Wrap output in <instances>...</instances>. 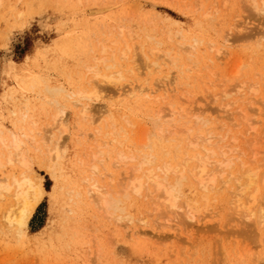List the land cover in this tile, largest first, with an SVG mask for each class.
<instances>
[{
    "label": "rangeland",
    "instance_id": "1",
    "mask_svg": "<svg viewBox=\"0 0 264 264\" xmlns=\"http://www.w3.org/2000/svg\"><path fill=\"white\" fill-rule=\"evenodd\" d=\"M239 1L0 0V128L6 131L16 129L11 113L15 105L26 113V120L19 127L32 131L37 140L27 145L26 155L31 161L32 174L41 177V184L47 191L28 220V236L20 238L6 230L2 215L4 202L6 209L10 201L0 200V264H264V246L260 239L257 238L255 243L253 240V243L250 242L249 233L243 232L244 235H241L237 232V228L240 229L237 224L239 221L234 217L226 218L228 211L220 202L224 195L223 189L220 190L219 200L205 203L201 199L202 192L196 186H184V194L196 203V218L201 219V222L186 220L180 224L176 221L170 223V226L160 227L147 220L130 223L108 219L103 211L90 203L86 193L87 185L81 180V177L91 174L93 164L99 168V181L103 185L110 184V173H113L115 179L120 173L119 166L116 168L111 165L110 153L94 155L99 149L105 152L108 150L107 146L102 145L109 141V135L105 137L104 134L114 126L110 121L105 123L107 115L101 112L104 106L113 108L116 125L121 126L125 132H130L129 121L140 125L138 129L152 127L150 117L153 119L155 114L151 113L157 109L152 106L153 109L148 110L152 103L142 98L131 100L128 107L119 106L120 98L114 93L116 88H137L138 85L145 88L147 86L143 83H155V71L145 74L140 48L145 50L144 47L147 49L148 46L171 50L174 47V52L177 49L175 43L180 41L181 34L187 40H202L198 45L199 51L193 57L196 66L186 63L190 67L192 65L190 76L179 78L176 86L178 93L184 90L191 95L183 102H193L196 105L193 107L203 111L200 114L197 111L185 112V121L196 130L199 128L204 131L207 127L194 122V116L203 119L209 113H221H211L215 104H212L210 97L218 94L219 90L245 80L249 82L245 81L247 86L256 80L264 84V17L248 15ZM205 12L209 16H205ZM234 23L236 26L240 24L236 30L231 28ZM120 31L122 33L119 34ZM129 34L132 35L130 40L127 38ZM227 36L233 41L230 48L232 57L222 66L211 65L208 60L213 51L206 48L207 43L219 45ZM101 39L104 44L118 39V47L129 40L127 43L135 48L129 56L136 55L133 63L135 72L130 75L127 70L123 71L120 66H124L125 61L119 60V65L112 72L121 71L123 78L107 89L100 90L99 97L93 100V123L87 118L77 120L76 109L65 105L67 131L61 140L64 176L62 178L61 173L57 172L52 177L41 165L44 155L40 150H44V143L40 142V138L49 130L47 125L51 123L54 110L52 103L39 88L42 84L62 85L67 90L76 88L82 62L87 57L86 63L91 64L92 58L99 56L97 47ZM89 46L93 47V51L88 52L87 56L83 51H90ZM161 53L151 52L148 55L151 59H157ZM239 61L242 68L235 75L233 71H237ZM200 66L208 67L200 71ZM103 70L101 67L100 71ZM163 70L166 72V67ZM84 72L82 68L81 73ZM213 72H217V76ZM257 73L263 75V78L256 79ZM223 77L230 78L224 85L221 84ZM261 85L259 89L262 92L257 96L264 94V85ZM176 99L181 100L179 96ZM232 99L233 96L223 100L227 102ZM100 115L104 117L101 121L97 120ZM261 119L264 122L263 115ZM183 120H179L180 126L185 122ZM141 124L148 126L144 125L143 128ZM229 124L233 129L230 133L238 137L235 144H239L244 139L245 129L242 126L243 138H239V132L236 134L234 130L239 131L240 127L233 128L231 122ZM96 128L100 130H97V134ZM173 131L175 129L170 133ZM224 131L215 133L223 134ZM52 132L54 138L59 135L57 129ZM80 132L84 135L79 136ZM155 132L152 140L160 142ZM93 134L97 137L94 138ZM129 139L128 142L137 144L136 147L140 149L142 142L147 145L150 143L151 136L135 130L132 134L130 132ZM18 172L17 166H2L0 180L12 174L17 175ZM65 178L76 189L69 194L66 192V182L63 181ZM140 203L143 204L138 200L130 208L124 204L126 212L134 217L139 215L143 209L139 207Z\"/></svg>",
    "mask_w": 264,
    "mask_h": 264
},
{
    "label": "bare ground",
    "instance_id": "2",
    "mask_svg": "<svg viewBox=\"0 0 264 264\" xmlns=\"http://www.w3.org/2000/svg\"><path fill=\"white\" fill-rule=\"evenodd\" d=\"M226 1L228 2V0ZM240 2L248 15L264 17V0H240ZM226 5L228 4L226 3ZM202 6L203 4L201 8ZM206 12L204 15L209 16ZM201 19L203 20V17ZM239 27L240 24L236 26L234 23L231 28L236 30ZM121 31L119 34L122 33ZM127 32L130 33L128 30ZM180 36V41L175 43L177 49L174 52L172 51L174 47L171 50L149 48L148 46V50L144 46L145 50L139 49L143 69L146 70L145 74H150L153 71L157 74L155 83L148 85L143 83L144 86H147L145 88L138 85L137 88L131 86L128 89L116 88L114 91L120 98L119 106L128 107L131 100L138 101L143 98L146 102L152 103L148 110L153 109L152 106L157 108L151 113L155 114L153 119L150 117L149 123H152V127L149 128H153L152 130L145 128V124H141L145 129L142 127L138 129L140 125L129 121L131 134L135 130L145 135L150 134L151 139L148 145L146 142H142V148L139 149L136 147L137 144L127 141L130 140V132H125L121 126L116 125L117 120L115 121L111 106L106 105L104 111H101L104 112L102 114L107 115L105 123L110 121L114 126L104 134L105 137L109 135V141L102 143L103 146H107L108 150L105 152L99 149V152L94 155L96 157L110 153L111 165L121 168L120 175L118 174L115 179L113 173L108 174L111 176V178L109 177L110 184L103 185L104 183L99 181V168L93 164L90 168L91 174L81 177V180L87 185L86 193L90 203L103 211L108 219L129 221L130 223L147 220L153 224L157 223L160 227H166L176 221L180 224L186 220L201 222V219L196 218L198 214L196 203L184 194L182 190L184 186L189 188L196 186L202 192L201 199L205 200V203L219 200L220 190L223 189L226 198L223 199L225 197L223 195L220 202L223 203L222 207L225 205L228 211L226 218H236L240 227V229L237 228V232H240L241 235L249 233L250 242L253 240L255 243L258 238L261 245L264 246V122L261 119V115L264 116V94L257 96L260 91L262 92L259 86L264 84L260 80H256L247 86L249 82L245 80L247 83L241 81L219 90L218 94L210 97L212 104H215L211 113L217 111H221V113H209L203 119L194 116V122H199L201 127H207L204 131L199 128L194 129L185 121V112L197 111L200 114L203 111L193 107L196 106L193 102H183L191 95L184 90L181 92L185 93H178L176 86L179 83L177 81L179 78H187L192 71V65L190 67L186 63H193V57L199 51L198 45L202 43V40L198 38L187 40L183 34ZM127 38L130 40L132 35H127ZM229 39L228 36L225 37L219 45L207 43L206 48L213 51L208 60L211 65L222 66L232 57L230 48L233 41ZM117 40L114 39L107 44H104L102 39L98 41L99 56H94L91 64L86 63L87 57L84 59L81 69L83 68L85 72L82 74L79 69L76 88L67 90L62 85L51 84H44V86L42 84V87L39 88V91L52 103L54 110V114L50 118L51 123L47 125L49 130L40 138V142L44 143V150H40L44 155L41 165L52 177L57 172L61 173L62 178L64 176V150L61 140L67 131L65 105L68 104L76 109L77 120L87 118L93 123V100L99 97L100 90L107 89L123 78L121 71L112 72L119 65V60L125 61L124 66H120L123 71L127 70L130 75L135 72L133 63L136 55L129 57L130 52H133L135 48L132 44L127 43L129 40L125 41L122 47H118L116 46ZM89 47L90 51H86V49L83 54L89 56L88 52L93 51V47ZM151 52L162 53L157 59H151L148 55ZM196 63L194 61L193 65ZM239 63L237 71H233L235 75L239 74L242 68L240 61ZM101 67L104 68L103 71H100ZM164 67L167 69L166 72L163 70ZM204 67H201L200 71ZM212 70L210 73L208 72L210 76ZM215 73L217 74V72ZM136 76L139 74L136 73ZM255 77L262 79L263 75L257 73ZM215 78L217 79V77ZM229 79V77H223L221 84L224 85ZM206 81L204 82L206 83ZM81 84L83 85L79 87ZM176 96H179L181 100L176 99ZM231 96H233L232 100L227 102L223 100ZM208 106L212 105L208 104ZM17 107L15 105L11 111L16 129L6 131L0 128V167L17 166L19 172L17 175L12 174L0 180V200L8 199L10 201L6 209L4 202L2 215L6 230L20 238L28 236L26 231L28 220L47 191L41 184V177L32 174L31 161L26 155V147L30 142L35 143L37 140L32 131H26L20 128L21 126L19 127L20 123L26 120V113ZM103 118L100 115L97 120L101 121ZM180 119L185 121L182 126L179 124ZM229 122L233 128L240 127L239 131L234 130L236 134L239 132V138L243 134L242 126L244 127L245 136L243 141H240V143L243 142L242 145L235 144L238 137L230 133L233 129L230 128ZM259 122L261 126L258 124ZM33 124L35 125L34 122H32ZM258 125L260 129L256 130L259 128ZM54 129L59 132L55 138L52 137ZM172 129L175 131L171 134ZM223 129H225L223 134L215 133ZM97 130L99 129L96 128L95 133ZM154 131H157L154 135L160 142L152 140ZM81 135L84 134L80 132L79 136ZM93 137L96 138L97 135L93 134ZM214 138L216 140H213ZM63 181L67 185V194L76 190L67 183V178ZM77 194L79 195V192ZM138 200L143 202V204H139V207H143L145 212L142 209L135 217L129 215L131 213L126 212L125 209L134 207V202L136 203ZM124 204H126V208ZM126 213L127 215H125Z\"/></svg>",
    "mask_w": 264,
    "mask_h": 264
}]
</instances>
